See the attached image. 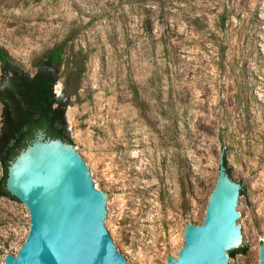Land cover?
I'll return each instance as SVG.
<instances>
[{"label":"rangeland","instance_id":"374dc122","mask_svg":"<svg viewBox=\"0 0 264 264\" xmlns=\"http://www.w3.org/2000/svg\"><path fill=\"white\" fill-rule=\"evenodd\" d=\"M71 31L54 92L70 96L67 131L114 202L108 230L130 262L177 257L186 225L203 221L223 153L245 189L248 248L232 264H259L264 0H0V47L30 73ZM28 231L25 206L0 198V264Z\"/></svg>","mask_w":264,"mask_h":264},{"label":"water","instance_id":"95a60500","mask_svg":"<svg viewBox=\"0 0 264 264\" xmlns=\"http://www.w3.org/2000/svg\"><path fill=\"white\" fill-rule=\"evenodd\" d=\"M223 157L202 223L186 225L183 246L166 264H232L228 253L248 248L241 185L227 174ZM5 190L28 210L29 231L4 264H132L108 230L114 202L96 189L88 161L72 145L38 131L9 163Z\"/></svg>","mask_w":264,"mask_h":264},{"label":"trees","instance_id":"16d2710c","mask_svg":"<svg viewBox=\"0 0 264 264\" xmlns=\"http://www.w3.org/2000/svg\"><path fill=\"white\" fill-rule=\"evenodd\" d=\"M228 16H218L216 28L222 32ZM76 34L71 31L60 44L46 49L31 61L33 72L26 71L0 47V198L18 202L5 190L9 163L34 139L38 131L47 138L59 139L73 146L67 131L65 111L70 106V96L57 97L55 85L61 79V68L67 46ZM223 48L220 53L223 56ZM65 86L67 83L64 82ZM224 165L230 177L225 156ZM245 195L241 185L239 196ZM19 203V202H18ZM244 247L229 252V258L243 253Z\"/></svg>","mask_w":264,"mask_h":264}]
</instances>
